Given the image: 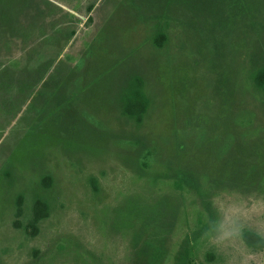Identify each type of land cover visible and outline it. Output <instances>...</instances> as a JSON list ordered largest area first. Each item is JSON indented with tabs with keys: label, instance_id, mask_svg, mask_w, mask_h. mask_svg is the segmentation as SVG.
Wrapping results in <instances>:
<instances>
[{
	"label": "rangeland",
	"instance_id": "1",
	"mask_svg": "<svg viewBox=\"0 0 264 264\" xmlns=\"http://www.w3.org/2000/svg\"><path fill=\"white\" fill-rule=\"evenodd\" d=\"M264 0H0V264H264Z\"/></svg>",
	"mask_w": 264,
	"mask_h": 264
},
{
	"label": "trees",
	"instance_id": "2",
	"mask_svg": "<svg viewBox=\"0 0 264 264\" xmlns=\"http://www.w3.org/2000/svg\"><path fill=\"white\" fill-rule=\"evenodd\" d=\"M258 77L264 79V70L262 71V73H260V74L258 75Z\"/></svg>",
	"mask_w": 264,
	"mask_h": 264
}]
</instances>
